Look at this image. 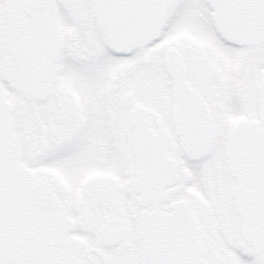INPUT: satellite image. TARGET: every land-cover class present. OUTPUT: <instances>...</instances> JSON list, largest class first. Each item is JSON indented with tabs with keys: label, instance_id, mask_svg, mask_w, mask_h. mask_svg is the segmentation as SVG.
<instances>
[{
	"label": "snow or ice",
	"instance_id": "obj_1",
	"mask_svg": "<svg viewBox=\"0 0 264 264\" xmlns=\"http://www.w3.org/2000/svg\"><path fill=\"white\" fill-rule=\"evenodd\" d=\"M0 264H264V0H0Z\"/></svg>",
	"mask_w": 264,
	"mask_h": 264
}]
</instances>
